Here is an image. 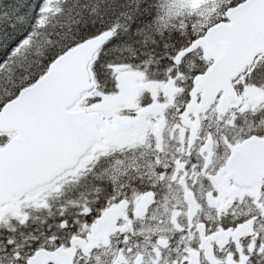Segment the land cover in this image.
Returning a JSON list of instances; mask_svg holds the SVG:
<instances>
[{
  "label": "snow or ice",
  "instance_id": "1",
  "mask_svg": "<svg viewBox=\"0 0 264 264\" xmlns=\"http://www.w3.org/2000/svg\"><path fill=\"white\" fill-rule=\"evenodd\" d=\"M0 264H264V0H0Z\"/></svg>",
  "mask_w": 264,
  "mask_h": 264
}]
</instances>
